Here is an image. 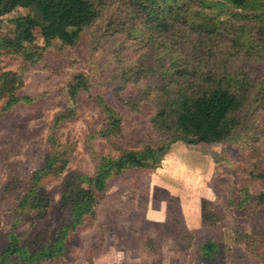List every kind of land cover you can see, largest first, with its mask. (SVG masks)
Returning <instances> with one entry per match:
<instances>
[{"label":"rangeland","instance_id":"1","mask_svg":"<svg viewBox=\"0 0 264 264\" xmlns=\"http://www.w3.org/2000/svg\"><path fill=\"white\" fill-rule=\"evenodd\" d=\"M97 1L98 19L74 46L57 39L48 44L36 28L34 44L15 49L6 39L24 29L30 11L20 7L0 17V75L19 73L17 95L31 98L10 110H4L8 98H0V259L14 233L25 244L56 241L72 218L61 201L68 181L79 189L84 185L77 175L93 176L102 157L168 139L156 117L155 89L184 82L176 69L243 70L264 82V7L172 0L168 9L159 2L139 10L132 0ZM160 9L168 15V30L147 14ZM79 74L87 89L72 100L69 84ZM98 99L110 105L117 123L109 135V114ZM238 114L233 137L215 144L177 141L154 168L110 178L94 215L69 233L63 252L34 263L17 252L6 264H264V204L241 205L243 191L249 197L264 192V104L251 100ZM55 153L61 156L54 170L66 163L63 171L36 185L34 172ZM34 187L47 190L48 207L20 206ZM209 240L222 245L211 259L201 250Z\"/></svg>","mask_w":264,"mask_h":264},{"label":"trees","instance_id":"2","mask_svg":"<svg viewBox=\"0 0 264 264\" xmlns=\"http://www.w3.org/2000/svg\"><path fill=\"white\" fill-rule=\"evenodd\" d=\"M170 1L172 0H132L130 3H139L140 7L138 8L141 10V8L160 2L166 4V9H168ZM173 1L181 2V0ZM225 1L237 9L264 7V0ZM200 3L199 5L209 8L212 5H217V3L207 0H200ZM20 7L30 11L26 26L15 37L7 38L6 42L8 45L15 46V49L22 50L23 48V51L27 45L34 44L36 28L41 29L43 38L48 44L57 39L63 45L74 46L79 41L85 27L91 25L100 15L97 0H0V17ZM164 12L160 9L158 14V11L148 10L147 14L150 18L158 19L160 26H164L168 30V15ZM172 14L176 16L177 10L172 11L170 15ZM209 19L215 21L216 24L219 23V18L209 16ZM31 49L33 47L26 49L25 54L28 57L32 54L30 53ZM36 60L33 59L34 62ZM170 72L168 70L167 73ZM174 74L179 80L185 81L172 87L161 85L155 89V97L159 100L156 105L158 110L156 117L161 118V123L169 132L167 133L168 139L159 143L147 141L138 150H122V154L118 157H102L97 165V172L93 176L77 175L76 179L84 185L79 189L72 188L68 181L61 201L69 207L72 218L62 226L61 235L50 245L42 244L40 241L25 244L21 240V236L14 233L9 237V246L4 250L0 264H6L10 254L17 252L24 253L26 263L50 259L53 252H63L67 248L66 241L69 233L78 229L84 223L86 216L94 215L98 203L106 195L110 178L118 176L128 169L154 168V163L162 159L168 153L171 144L177 141L188 144L223 142L233 137L241 123L238 112L245 107L247 102L262 100L264 104V82L257 83L249 76L248 72L243 70L234 73L222 68L197 66L195 69L178 68ZM83 78L84 76L81 74L76 75L74 81L69 84L72 100L77 99L81 90L87 89V83ZM0 81V98H8L4 110H10L20 101L31 100L29 97L17 95V91L23 85L19 73L12 70L5 71L0 75ZM97 103L104 112L109 114V123L105 128L108 130L105 133L109 135L117 127V123L111 121L113 110L108 103L101 99H98ZM61 116L64 114L58 115L57 118ZM170 118L172 122H170ZM50 141L56 145L54 133L50 136ZM60 156L58 153L50 155L48 163L34 172L33 179L36 185L42 176L50 172L61 174L66 163L58 167L57 172L54 170V163ZM245 194L248 193L243 191L242 195L245 198L241 200V205L246 201L264 204V192L250 197ZM50 203L51 198L47 190L44 188L37 190L34 187L22 200L20 206L28 208L26 207L28 205V210H38L48 207ZM179 215L183 216L182 212ZM221 247L222 245L215 240H209L202 244L201 250L204 257L211 259L220 251Z\"/></svg>","mask_w":264,"mask_h":264}]
</instances>
